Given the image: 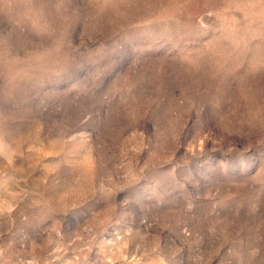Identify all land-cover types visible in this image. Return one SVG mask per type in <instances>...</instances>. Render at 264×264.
<instances>
[{"label":"rangeland","instance_id":"rangeland-1","mask_svg":"<svg viewBox=\"0 0 264 264\" xmlns=\"http://www.w3.org/2000/svg\"><path fill=\"white\" fill-rule=\"evenodd\" d=\"M0 264H264V0H0Z\"/></svg>","mask_w":264,"mask_h":264}]
</instances>
